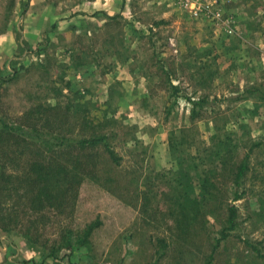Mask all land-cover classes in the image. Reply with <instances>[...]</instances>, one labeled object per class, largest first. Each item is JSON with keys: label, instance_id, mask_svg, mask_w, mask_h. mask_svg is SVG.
<instances>
[{"label": "rangeland", "instance_id": "374dc122", "mask_svg": "<svg viewBox=\"0 0 264 264\" xmlns=\"http://www.w3.org/2000/svg\"><path fill=\"white\" fill-rule=\"evenodd\" d=\"M94 2L0 0V119L59 107L56 135L105 134L118 158L97 148L74 215L45 229L97 221L84 245L49 257L9 230L4 264H208L230 207L209 264H264V0H107L101 25Z\"/></svg>", "mask_w": 264, "mask_h": 264}, {"label": "trees", "instance_id": "16d2710c", "mask_svg": "<svg viewBox=\"0 0 264 264\" xmlns=\"http://www.w3.org/2000/svg\"><path fill=\"white\" fill-rule=\"evenodd\" d=\"M201 102L192 101L193 117ZM60 111L59 107L42 106L36 112L26 110L12 123L0 119V229L38 243L49 251V257L62 250L66 251L65 256L69 255L75 246L84 245L98 226L97 221H92L81 233L74 234L61 224L52 239L45 232L53 217L74 215L82 197L80 187L87 178L95 179L97 175V148L103 147L106 159L118 164L105 134L92 133L81 138L56 135L67 122L66 113L60 115ZM245 158L232 171L235 186H239L247 170ZM210 195L208 190L205 196ZM235 215L234 207H230L228 225L214 244L208 264L219 241L230 236Z\"/></svg>", "mask_w": 264, "mask_h": 264}, {"label": "crops", "instance_id": "0c3cea01", "mask_svg": "<svg viewBox=\"0 0 264 264\" xmlns=\"http://www.w3.org/2000/svg\"><path fill=\"white\" fill-rule=\"evenodd\" d=\"M94 3H100L98 7L96 6V8L100 9L98 11L99 17H98L97 22H98V25H101L103 21L105 22L107 20L106 14L111 13L112 10L111 8L108 7L107 0H98V2H94ZM48 16L50 17L47 20V22H45L44 20L37 21L34 24L35 27L40 28V29L43 28L44 26L51 27L52 24L55 22L51 15H48ZM59 22H57V25H60V23H62V22L60 23ZM11 245L12 244L9 242V238H7L6 232L0 229V264H4L5 261H7L8 263L11 262L10 256H7V252H6Z\"/></svg>", "mask_w": 264, "mask_h": 264}]
</instances>
